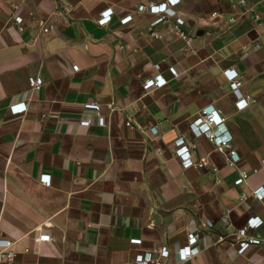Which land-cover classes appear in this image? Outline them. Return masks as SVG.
<instances>
[{"label":"crops","instance_id":"obj_1","mask_svg":"<svg viewBox=\"0 0 264 264\" xmlns=\"http://www.w3.org/2000/svg\"><path fill=\"white\" fill-rule=\"evenodd\" d=\"M163 1L0 0V237L15 242L14 264H117L161 246L164 264H264V240L241 254L235 236L249 217L264 219V200L242 198L264 184V0H181L191 45L174 18L151 28L156 15L139 12ZM228 68L255 99L244 110ZM158 73L168 83L146 90ZM30 76L43 78L39 90ZM22 101L28 110L11 113ZM206 106L226 117L235 165L191 129ZM180 136L210 165L184 167ZM241 168L249 178L236 185ZM193 219L214 223L183 261ZM248 232L264 238V224Z\"/></svg>","mask_w":264,"mask_h":264},{"label":"built area","instance_id":"obj_2","mask_svg":"<svg viewBox=\"0 0 264 264\" xmlns=\"http://www.w3.org/2000/svg\"><path fill=\"white\" fill-rule=\"evenodd\" d=\"M181 0H164L163 2H154L146 6H142L140 11L148 10L156 15V18L151 22V28L157 23L167 21L169 22L171 18H174V22L170 23V27L178 30L179 36L187 44L191 45L194 41V36L190 31L183 28L185 24V18L182 17L181 13L177 10V6ZM241 3L245 4L246 0H241ZM114 13L113 8H106L101 12L98 18V23L101 25L108 24ZM16 22H22L23 17L16 14L14 17ZM133 19V14H127L121 21L127 23ZM234 19V18H233ZM49 27H43L45 32L49 31ZM155 34V32H152ZM78 69V66H74ZM156 67L160 69V64ZM170 72L174 76H179V71L176 67H169ZM225 74L230 81V86L235 95V107L237 110H244L247 108L252 101H255L254 97L244 92L241 89L243 82L240 79V74L236 69L228 68L225 70ZM30 84L34 90H39L43 85L44 81L42 77L30 76ZM168 83L167 78L162 74L158 73L155 76L148 78L143 87L146 90H150L155 87H162ZM28 110V104L24 101L16 102L11 104L10 111L13 114H19L26 112ZM90 119H84L81 124H90ZM191 129L196 136L205 135L222 153L228 155L229 160L232 165H235V159L238 157L237 150L233 146V134L229 130L226 124V117L223 116L222 110L216 108L215 106H206L202 108L197 116L191 123ZM176 153L180 157L182 165L184 167L197 166L199 168L207 167L210 162L201 158L196 160L193 155L192 149L197 146L196 143H188L184 136H180L176 141ZM217 171V167H213ZM239 177L235 180L236 185L247 184L249 173L246 169L241 168ZM255 172L258 171L257 168L254 169ZM40 181L45 184L51 182V175L43 173L40 176ZM250 196L257 198L258 200H264V184L253 188L251 192L244 191L242 193V198L247 199ZM198 224V229L196 231H191L188 234L187 242L182 245L178 254L181 260L185 261L193 256L200 253L201 247L199 245V239L203 233V230L208 227L213 226L212 220H192ZM264 224V219L261 216H251L248 218L246 224L239 228L236 233V245L239 253H245L253 245H261L264 238L261 233L249 234L250 229H258ZM134 243H141L142 239L134 238L132 239ZM171 255V250L167 246H161L153 250H146L138 252L134 259L125 263L117 264H164V260L169 258ZM16 261V250L15 242L8 238L0 237V264H14Z\"/></svg>","mask_w":264,"mask_h":264}]
</instances>
